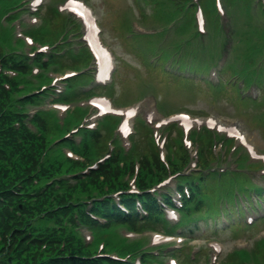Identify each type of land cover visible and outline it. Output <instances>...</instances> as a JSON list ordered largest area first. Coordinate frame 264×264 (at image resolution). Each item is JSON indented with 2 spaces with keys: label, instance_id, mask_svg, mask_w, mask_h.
<instances>
[{
  "label": "rangeland",
  "instance_id": "rangeland-1",
  "mask_svg": "<svg viewBox=\"0 0 264 264\" xmlns=\"http://www.w3.org/2000/svg\"><path fill=\"white\" fill-rule=\"evenodd\" d=\"M92 4H94L97 13L100 15V19L102 24L104 25L105 31L104 34L106 40L112 44V46L115 49L117 57L120 58V56L125 57L126 61L129 62L130 64L134 65L137 62V58L135 57L134 53L130 51V49L126 46L125 42L123 41V38L119 32L118 29V23L116 22V18L120 15V10L123 9L124 14L126 15L127 18L133 19L135 15H139L140 11L136 9V3L133 2V0H89ZM131 3H134V5H131ZM144 7V6H143ZM142 7V8H143ZM245 9H249L251 6L250 4H246L243 6ZM139 10L141 7H139ZM144 10V9H143ZM124 70V69H123ZM157 76L159 73H155ZM160 76L155 77L157 80L156 82L159 84H162V80L159 79ZM135 75H133L132 71L130 68H125V74L123 75V80L125 83V86L123 88H131L134 87V81H135ZM137 84V83H136ZM149 86V83L147 82L145 87ZM130 89V90H131ZM161 91H164L163 89H160ZM197 96H194L193 101H187V107L191 110L194 111L196 108H203L205 111L208 112H220L226 115L230 116H238V115H231L234 114V110L232 107V103L227 102L225 100H218L216 102H213L212 99H210V96L203 92L200 91ZM222 101V102H219ZM174 102L176 104H180L181 101H178L177 99H174ZM241 121H243L244 126L248 129V131L251 133V135L255 138L256 142L260 146V148L264 149V137L262 134L259 133L255 129L254 126L248 123L246 117L241 118ZM248 235H253L252 237H248L250 240L249 242L253 243L257 237L260 236L258 234V231L252 230L251 231H246L245 232ZM246 236V235H245ZM242 236L239 237V239H234L231 236H226L223 239V244L225 247L224 251H229L234 249V246L238 245L237 247H245V240L246 237ZM245 237V238H244ZM199 241H194V243H198ZM236 248V247H235ZM255 264H262V262H256Z\"/></svg>",
  "mask_w": 264,
  "mask_h": 264
},
{
  "label": "trees",
  "instance_id": "trees-1",
  "mask_svg": "<svg viewBox=\"0 0 264 264\" xmlns=\"http://www.w3.org/2000/svg\"><path fill=\"white\" fill-rule=\"evenodd\" d=\"M22 130H25V128L23 127ZM25 138L28 139L27 133L25 134ZM12 142H13V147L17 148L18 146H17L16 142L15 141H12ZM35 153L36 152H34V150H31L30 154L34 155ZM0 156L3 157L5 160H7V153L2 149L0 150ZM52 242H53V240H52ZM75 246H79V244L78 243H74V244L69 243L68 244V250L70 251V250H73L74 248H79V247H75ZM51 250L52 249H49L47 251L49 252ZM52 253H53V251H51L50 255H52ZM92 263H93V261H91V260H87V259L83 260L80 258H70V259L64 258L63 260H60L57 258H52L50 260V262L45 261L44 264H92Z\"/></svg>",
  "mask_w": 264,
  "mask_h": 264
}]
</instances>
